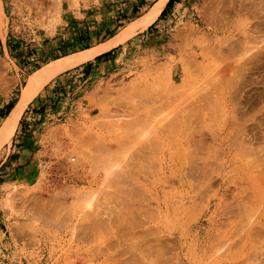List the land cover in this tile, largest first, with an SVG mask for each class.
Listing matches in <instances>:
<instances>
[{
    "label": "rangeland",
    "instance_id": "rangeland-1",
    "mask_svg": "<svg viewBox=\"0 0 264 264\" xmlns=\"http://www.w3.org/2000/svg\"><path fill=\"white\" fill-rule=\"evenodd\" d=\"M155 1L0 0V126L10 111L8 104L19 100L30 74L51 60L111 39ZM167 5L165 14L161 13L148 28L138 29L111 50L56 74L24 111L11 143L0 150V264H141L145 261V264H264V0H173ZM214 23L220 24L218 33L213 32ZM225 37L229 43L224 42ZM106 114L112 116L114 123L117 118L122 128L115 124L121 129L113 127ZM105 118L112 123L111 127H107ZM130 122L134 124L131 126ZM76 123L79 128H86L82 134L93 130L98 141L105 138L112 141L123 134L119 142L112 141L117 147L112 149L113 160L108 159L109 164L102 160L100 168L93 163L94 167L82 152L79 156L90 166L85 163L82 169V163L80 166L77 161L75 164L60 161L64 167L59 170L52 166L58 157L49 158L42 150L45 147L41 141H50L49 130L58 127L61 133L64 130L62 140L70 139V145H80L71 138ZM240 128L245 133L239 132ZM135 135L136 140H141L135 142ZM148 137L154 139L151 138L154 144ZM191 137L196 145L194 140L190 141ZM127 143L131 146L124 148ZM135 144L146 145L152 155L146 153L147 157L144 152L141 154L148 159H139L138 149V163L132 155ZM128 155H132L130 159ZM112 161L115 165L120 163L118 171L124 166V170L128 168L124 172L130 174L119 171L124 174L118 175L126 174L127 177H120H130L133 186L122 184L125 179L115 178L121 182L117 183L114 177L116 183L114 180L111 183L105 171L108 167L105 169L103 165L107 162L105 166H112ZM122 162L127 165L132 162L134 166L131 163L129 167L122 166ZM210 164H213L209 169L214 172L212 175L221 169L229 179L237 178L241 182L237 200L227 195L220 201L221 193L216 195L219 184L211 183L202 173ZM132 178L137 182L134 184L143 187L139 184V189L136 188ZM62 182L67 190L61 189ZM6 183L15 188L11 185L5 189ZM128 185L134 189H128ZM38 186L40 189L44 186V192L58 190L45 193L49 196L51 192L58 193L59 198L56 199L59 203L53 204L58 206L53 211L51 208L49 215L53 219L49 221L46 219L49 209L37 216L31 210V203L23 202L26 192L39 190ZM106 190L107 193L102 192ZM8 197L7 204L4 199ZM138 203H142L141 207ZM149 204L161 210L155 228L173 232L177 244L172 240L159 241V233L155 231L151 234L154 221L151 211L147 212ZM207 206L208 210L196 222ZM120 212L124 214L121 217ZM42 219L47 221L43 223ZM151 237L153 240L157 237L158 241ZM145 238L149 239L145 241ZM157 242L161 243L157 245Z\"/></svg>",
    "mask_w": 264,
    "mask_h": 264
},
{
    "label": "bare ground",
    "instance_id": "bare-ground-1",
    "mask_svg": "<svg viewBox=\"0 0 264 264\" xmlns=\"http://www.w3.org/2000/svg\"><path fill=\"white\" fill-rule=\"evenodd\" d=\"M168 1L169 0H156L152 5H151V7L143 14V15H141L140 17H138L136 20H133V21H131L127 26H125L124 28H122V30L120 31V32H118V34H116L114 37H112L111 39H109V40H107V41H105V42H102V43H100V44H97V45H94V46H92V47H90V48H86V49H82V50H79V51H77V52H74V53H71V54H68V55H65V56H62V57H59V58H56V59H54V60H51V61H49L48 63H46L45 65H43L42 67H40V68H38L36 71H34L32 74H30V76H29V78H28V81H27V84L24 86V88H23V93H22V95H21V97L19 98V100L14 104V106L11 108V110L9 111V113H8V115L6 116V118L3 120V122H2V125L0 126V150L4 147V146H6V145H9L10 143H11V141H12V138H13V136H14V134H15V132H16V130H17V127H18V124H19V122H20V119H21V117H22V115H23V113H24V111L26 110V108L28 107V105L30 104V102L34 99V97L38 94V92L42 89V87H44V85L46 84V83H48L56 74H58V73H60V72H62V71H65V70H67V69H69V68H72V67H74V66H77V65H79V64H82V63H84V62H87V61H89V60H92V59H94L96 56H98L99 54H102V53H104V52H106V51H108V50H111L112 48H114V47H116V46H118L119 44H121V43H123V42H125L126 40H128L130 37H132L135 33H136V31L138 30V29H146V28H148L150 25H152L157 19H158V17L161 15V13H162V11H163V9L165 8V6H166V4H168ZM29 2V4H30V1H28ZM34 4L35 3V1L33 2V1H31V4ZM24 4H25V2H24ZM26 5V4H25ZM37 8H38V6H37ZM36 8V9H37ZM40 8V7H39ZM213 9V8H212ZM215 9V8H214ZM257 9V8H256ZM216 10V9H215ZM40 11H41V9H40ZM39 11V12H40ZM257 11V10H256ZM38 12V11H37ZM214 13V12H213ZM212 14V13H211ZM40 15H41V13H40ZM44 15V14H43ZM215 15H217V13L215 14ZM203 16V15H202ZM213 15H211V17H212ZM261 16H263V15H261ZM217 17H218V15H217ZM258 17V16H257ZM260 17V16H259ZM205 18V17H204ZM213 18V17H212ZM207 19V18H206ZM206 19H205V21H206ZM209 19V18H208ZM207 19V20H208ZM215 19V18H214ZM213 19V20H214ZM219 19V18H218ZM223 19V18H222ZM217 20V19H216ZM215 20V21H216ZM226 20V19H225ZM264 20V19H263ZM263 20H261V21H263ZM209 21V20H208ZM208 21H206V23L208 22ZM220 21V19L218 20V22ZM226 21H228V20H226ZM230 21V20H229ZM259 21V20H258ZM210 23H211V21H209ZM213 22V21H212ZM217 22V23H218ZM257 22V21H256ZM217 23L215 24V26H214V24H212L213 26V32H215V33H218L220 30V28H218L219 27V25H217ZM229 23V22H228ZM227 24V23H226ZM226 24H225V26H226ZM256 24V23H255ZM259 25V24H258ZM218 26V27H217ZM221 27V26H220ZM258 27V26H257ZM222 28H224V25L222 26ZM223 38V37H222ZM222 38H221V40H222ZM227 39H229V38H224L223 40H224V42L226 41V42H228V40ZM231 39V38H230ZM263 39V38H262ZM213 40V39H212ZM222 40V41H223ZM264 41V40H263ZM224 42H222V44H225L226 45V43H224ZM221 43V42H220ZM229 43V42H228ZM224 45V46H225ZM222 47V46H221ZM222 49V48H221ZM222 51V50H221ZM225 55H227V54H225ZM228 59V58H227ZM225 62V61H224ZM218 72V71H217ZM214 73H216V72H214ZM14 83V82H13ZM167 103V102H166ZM166 103H165V105H166ZM172 104H173V102H171ZM162 104H164V103H162ZM162 104H161V106H162ZM164 105V106H165ZM167 105H170V103L169 104H167ZM166 105V106H167ZM163 106V107H164ZM159 107H160V105H159ZM162 108V107H161ZM174 110H175V107H174ZM108 111V110H107ZM110 114V113H109ZM107 115L106 116V118H109V120H111L112 121V119H110L112 116H114L113 114H110V115H112V116H110V115ZM115 114V113H114ZM117 114V113H116ZM139 114V113H138ZM176 114V113H175ZM125 115V114H124ZM127 115V114H126ZM100 116V115H99ZM108 116H110V117H108ZM128 116V115H127ZM127 116L125 117V118H127ZM140 116H141V114H140ZM140 116H138V118H140ZM239 116V115H238ZM115 117H116V115H115ZM119 117V116H118ZM123 117V116H122ZM133 117V116H132ZM132 117H130L131 119H132ZM136 117V116H135ZM141 117H144L145 118V116H141ZM100 118V117H99ZM102 118H104V117H102ZM105 118V120L107 121L108 119H106ZM114 118V117H113ZM120 118V117H119ZM130 118L129 119H123V120H130ZM101 119V118H100ZM140 119H142V118H140ZM241 119V118H240ZM94 119H92V121H93ZM109 120H108V124H109ZM121 120V119H120ZM95 121V120H94ZM93 121V122H94ZM103 120L101 119V122H102ZM105 121V122H106ZM132 121V120H131ZM139 121V120H138ZM137 121V119H136V122H138ZM242 121V120H241ZM77 122V121H76ZM101 122H98V123H101ZM113 124H112V126L114 127L115 125H118L117 123H119L118 122V120H117V118H116V122L117 123H114V119H113ZM125 122V121H124ZM135 122V123H136ZM143 122H145V120L143 121ZM235 122V121H234ZM237 122V121H236ZM104 124V123H103ZM111 124H109L107 127L109 128V126L111 125ZM115 124V125H114ZM120 124H121V122H120ZM118 125V126H122V125ZM130 124H131V122H130ZM129 124V125H130ZM134 124V122H132V124H131V126ZM235 124V123H234ZM78 125L79 124H75L74 125V127L72 128V133H73V136L74 137H72L71 136V138L73 139V140H75L77 143H80V145H78L77 146V144H76V142L74 143V144H76V145H70V139H67L68 141H69V143H67L65 140H62V136L61 135H63L62 133H63V131L64 130H62V133L60 132V130L58 129V127L56 128V129H51V130H49L50 132V137H51V140L49 141V140H42L41 141V143L44 145V149H42V150H44V152H46L47 154H48V156H49V158H52V156H55V157H58V160L56 159V162H53V161H50V162H53V163H51L52 164V166L53 165H55L56 166V169H61V167L63 168L64 166H63V164L61 163L62 161L65 163V162H76L77 161V163L78 164H80V166H81V163H82V166L80 167V168H82L83 166L85 167V163L86 162H84L83 163V161L84 160H82L83 159V156H79V154H82V152L84 153V154H86L87 155V157L90 159V163H92L91 165H93V163H95V165L97 164V168H100L99 166H102V160H105V161H107L108 159V161L110 162L111 160H113V159H110V156L111 155H113L112 154V152H114V150L112 151V149H114L113 147H117L116 145L115 146H113V142L112 141H117V142H119L118 140H121V136L123 135V134H121V136H117V135H115V136H117V137H115V136H113V137H115V139L114 138H112L113 140L112 141H108L109 139H106L105 137V135L103 136V138H105V139H101L102 137H101V135L99 136L98 135V137H100V141H98L95 137H96V135L93 133V130H91L92 131V133L90 132V133H86V134H82L83 133V130L85 129L86 130V128H79L78 127ZM101 125L102 124H100V126L99 127H101ZM107 125V124H106ZM128 125V126H129ZM145 125V124H144ZM149 125V124H148ZM241 125V124H240ZM118 126H115L116 128L118 127ZM130 126V127H131ZM135 126V125H134ZM146 126V125H145ZM144 126V127H145ZM247 126V125H246ZM107 127H106V129H107ZM111 127V126H110ZM120 127H118V128H120ZM248 127V126H247ZM122 128V127H121ZM120 128V129H121ZM129 128V127H128ZM132 128V127H131ZM139 128V127H138ZM148 128V127H147ZM146 128V129H147ZM246 128V127H245ZM249 128V127H248ZM71 129V128H70ZM130 129V128H129ZM134 129V128H133ZM133 129H131L132 130V132H133ZM136 129H137V127H136ZM139 129H141V128H139ZM150 129H151V127H150ZM114 130H115V128H114ZM119 130V129H118ZM138 130V129H137ZM136 130V131H137ZM154 129H152V131H153ZM243 130V128H240V129H238V131L240 132V131H242ZM108 131H113L112 129L111 130H108ZM129 131V130H128ZM142 131V130H141ZM141 131H139V132H141ZM144 131V130H143ZM146 131V130H145ZM148 131V130H147ZM150 131V130H149ZM66 132H68L67 130H66ZM89 132V131H88ZM113 132H116V130L115 131H113ZM130 132V131H129ZM151 132V131H150ZM149 132V133H150ZM154 132V131H153ZM98 133V132H97ZM105 133V132H104ZM124 133H126V132H124ZM137 133V132H136ZM236 133H237V130H236ZM242 133H245V132H243L242 131ZM67 134V133H66ZM71 134V133H70ZM134 134V133H133ZM143 134H144V132H143ZM156 134V133H155ZM191 134V133H190ZM239 134V133H238ZM68 135V134H67ZM130 136H132L131 134H129ZM128 135V136H129ZM149 135V134H148ZM151 135H152V133H151ZM108 136V135H107ZM136 136V135H135ZM144 136H146V133L144 134ZM68 137H69V135H68ZM109 137V136H108ZM141 137H142V135H141ZM157 137V136H156ZM155 137V141L157 140V142H158V139ZM63 138H64V136H63ZM70 138V137H69ZM117 138H119V139H117ZM127 138V137H126ZM136 138H137V136L135 137V138H133L134 139V141L135 142H138V141H140L139 139H137L136 140ZM142 138H144V137H142ZM146 138V137H145ZM144 138V139H145ZM149 139H151L150 137H148ZM153 138H154V136H153ZM152 138V139H153ZM191 138H193V137H191ZM191 138H189L190 139V141L192 140H194V138L193 139H191ZM228 138V137H227ZM132 139V140H133ZM152 139L149 141V142H152L153 143V141H154V139H153V141H152ZM188 139V138H187ZM188 139V140H189ZM51 143V145H49L50 143ZM115 141V142H116ZM123 141V140H122ZM134 141H132V142H134ZM147 141V140H146ZM53 142V143H52ZM85 142V143H84ZM114 142V143H115ZM123 142H125V141H123ZM129 143H130V140L128 141ZM131 142V143H132ZM189 142V141H188ZM194 143H193V145L195 144L196 145V140H194L193 141ZM46 143H49V144H46ZM129 143H127V145H126V147H124V148H127V146H128V144ZM54 144V145H53ZM83 144V145H82ZM124 144V143H123ZM125 144H126V142H125ZM149 144V143H148ZM154 144V143H153ZM84 145H86V146H88L89 147V149H87V150H84L85 148L83 147ZM121 145H122V143H121ZM136 145V144H135ZM133 146V151H132V153H135V154H132L133 155V157L134 156H136L135 157V159L134 160H138V156H139V159H141V158H143V157H148V155H152L151 153L149 154V152H151V151H149L146 147V145H144V146H142V144H138L140 147H138V145H136V146ZM156 145V144H155ZM155 145H154V147H155ZM158 145H159V143H158ZM157 145V146H158ZM71 146V147H70ZM129 146H131V144H129ZM191 146V145H190ZM47 147H50V149H48ZM69 147V148H68ZM83 147V149H81V148ZM135 147V148H134ZM136 147H137V149H136ZM194 147V146H193ZM119 148V147H118ZM150 148V147H149ZM153 148V147H152ZM151 148V149H152ZM53 149V150H52ZM79 149H81L80 151H79ZM123 149V148H122ZM138 149H139V151H142V152H139L138 151ZM141 149V150H140ZM143 149H145V151L143 150ZM79 152H78V151ZM91 150H92V152H91ZM116 150V149H115ZM136 150V151H135ZM118 151V150H117ZM120 151V150H119ZM121 151H124V150H121ZM125 151H126V149H125ZM137 151H138V153L139 154H141V153H144L145 152V155L146 156H144L143 154H141V156L140 155H138L137 156ZM147 151H149V152H147ZM130 152V151H129ZM155 152V151H154ZM223 152V151H222ZM41 154H42V152H40ZM75 153H76V155H75ZM111 153V154H110ZM116 153V152H115ZM114 153V154H115ZM148 155H147V154ZM224 153V152H223ZM39 154V153H38ZM120 154V153H119ZM126 154H128V153H125V155ZM123 155V154H122ZM121 155V156H122ZM130 155V154H129ZM128 155V158L127 159H130L131 158V156H129ZM155 156V155H154ZM54 157V158H55ZM79 157H82V158H79ZM125 157V156H124ZM130 157V158H129ZM132 157V158H133ZM141 157V158H140ZM146 157V159H148ZM96 158V159H95ZM101 158V159H100ZM111 158H113V156L111 157ZM114 158H115V156H114ZM152 158V157H151ZM150 158V159H151ZM76 159H79L80 160V162H79V160H76ZM93 159H94V161H93ZM100 159V160H99ZM123 159V158H122ZM121 159V160H122ZM125 159V158H124ZM123 159V160H124ZM126 159V160H127ZM154 158H152V160H153ZM195 159V158H194ZM54 160V159H53ZM86 161L88 160V159H85ZM99 160V162H100V164L101 165H99L98 164V161ZM115 160H117L116 158H115ZM125 160V161H126ZM151 160V161H152ZM61 161V162H60ZM92 161V162H91ZM107 161V162H108ZM124 161V162H125ZM139 161L140 160H138V163H139ZM150 161V160H149ZM148 161V162H149ZM154 161V160H153ZM49 162V163H50ZM89 162V161H88ZM107 162L106 163H104V167H105V169L107 168V170H105L106 171V173H107V171H108V173H109V180H111L112 182V184H113V180L115 179V178H119V179H125L124 181H121L122 182V184H123V182H124V184H125V182L126 183H128V184H130L131 183V179L130 180H128L130 177H128V179L127 178H121V177H125V175L128 173V172H124L126 169H128L127 167H126V169L124 170V168H125V166L121 169V170H119L120 172L121 171H123L124 173H126L124 176L123 175H118V174H124L123 172L122 173H119V171H118V169H119V164H117V165H115V164H112V163H114V161H112L110 164H112V166L110 165H107V166H105V164H107ZM109 162H108V164H109ZM124 162H122V166L123 165H126V166H130V165H133L132 164V162H128V165H127V163L125 164ZM134 162V161H133ZM145 162H147V161H145ZM47 163V162H46ZM77 163H76V166H77ZM129 163H131L130 165H129ZM135 163V162H134ZM142 163V162H141ZM151 163V162H150ZM155 163V162H154ZM153 163V164H154ZM195 163V162H194ZM209 163V162H208ZM75 164V163H74ZM86 164H88V166H90V164L89 163H86ZM144 164V163H143ZM143 164H141V167L140 168H143L144 167V165ZM149 164V163H148ZM152 164V165H153ZM49 165V164H48ZM67 165V164H66ZM73 165V164H72ZM72 165H71V167H72ZM142 165H143V167H142ZM145 165H146V163H145ZM152 165H151V167H152ZM196 165V164H195ZM208 165V164H207ZM213 165V164H212ZM211 164H210V167L209 168H206V169H204L205 170V172H202V173H205V174H203V175H205L204 177L206 178V179H208V180H210V182L211 183H216V184H219V188L217 189L218 191H217V193H216V195L217 194H219V193H221V195H222V197L220 196V201L222 202V200L224 199L223 197L224 196H227L228 195V198H232L233 200H237V198H238V194H239V190H240V188H241V182L237 179V178H235V179H233V178H231V179H229V177L230 176H228V175H226L221 169H218L219 170V172L216 174V175H212L213 173H212V171H209V169H212V166ZM52 166H50L51 167V169L52 170H54L53 168H52ZM94 166V165H93ZM134 166V165H133ZM137 166H138V164H137ZM147 166V165H146ZM154 166V165H153ZM209 166V165H208ZM208 166H205V167H208ZM42 167V166H41ZM49 167V166H48ZM66 167V166H65ZM79 167V166H78ZM92 167V166H91ZM95 167V166H94ZM136 167V166H135ZM148 167V166H147ZM193 167V166H192ZM204 167V168H205ZM89 167H87V169H88ZM93 168V167H92ZM134 168V167H133ZM139 168V169H140ZM153 168V167H152ZM151 168V169H152ZM66 169V168H65ZM83 169V168H82ZM90 169V168H89ZM131 169V168H130ZM197 169V168H196ZM50 170V169H49ZM58 170H55L56 172H58ZM63 170V169H62ZM69 170V169H68ZM72 170V169H71ZM91 170V169H90ZM94 170H95V168H94ZM100 170V169H99ZM102 170V169H101ZM136 170V169H135ZM138 170V169H137ZM142 170V169H141ZM147 170V169H146ZM194 170V169H193ZM192 170V171H193ZM96 171V170H95ZM129 171H131V170H129ZM155 171V170H154ZM77 172H78V170H77ZM76 172V173H77ZM80 172H81V170H80ZM90 172H92V171H90ZM94 172V171H93ZM134 172V171H133ZM194 172V171H193ZM53 173V172H52ZM60 173H61V170H60ZM71 173V172H70ZM75 173V175H77ZM140 173V172H139ZM55 174H58V173H55ZM61 174H63V172L61 173ZM86 174V173H85ZM84 174V175H85ZM105 174V172L103 173V175ZM128 174H130V173H128ZM135 174H137V173H135ZM87 175V174H86ZM85 175V176H86ZM102 175V176H103ZM107 175V174H106ZM74 176V175H73ZM89 176V175H88ZM101 176V177H102ZM117 176V177H116ZM121 176V177H120ZM131 176H133V174L131 175ZM138 176H139V174H138ZM56 177V176H55ZM78 176H76V178H77ZM81 177V176H80ZM82 177H84V176H82ZM108 177H107V181H108ZM113 177H114V179H113ZM126 177H127V175H126ZM143 177V176H142ZM148 177V176H147ZM150 177V176H149ZM148 177V178H149ZM204 177H203V179H204ZM47 178V177H46ZM106 178V177H105ZM111 178V179H110ZM147 178V179H148ZM59 179V178H58ZM79 179V181H83L84 179L83 178H78ZM86 179H87V177H86ZM126 179L128 180V181H130V182H128V181H126ZM133 179V184L136 182L135 180H134V178H132ZM116 180V179H115ZM115 180H114V182H115ZM145 180H146V178H145ZM205 180V179H204ZM41 181V180H40ZM65 181V180H64ZM73 181V180H72ZM117 181V183L119 182V183H121L120 182V180L118 181V180H116ZM48 182V181H47ZM140 182H142V181H140ZM203 182H205V181H203ZM209 182V183H210ZM43 182H41L40 184H42ZM52 183V182H51ZM57 183H58V181H57ZM63 183V182H62ZM103 183V182H102ZM105 183H106V181H105ZM116 183V182H115ZM137 183V182H136ZM210 183V184H211ZM37 184H38V182H37ZM49 184V183H48ZM56 184V183H55ZM59 184V183H58ZM70 184V183H69ZM101 184V183H100ZM107 184H108V182H107ZM140 184V183H139ZM139 184L137 185V184H134V186L136 185V188H138L139 187ZM12 186H14V188H15V185H13V184H11ZM10 185V183H6L5 185H4V187H5V189H9V187L11 186ZM74 185V184H73ZM109 185H111V184H109ZM121 185V184H120ZM120 185H118V187L120 186ZM131 185H132V183H131ZM129 186L128 185V189L131 187V188H133L134 189V187H132V186ZM142 187H143V185L142 184H140ZM18 186V185H17ZM46 186V185H45ZM63 187L61 188V189H63L64 187L66 188V190H67V187H66V185H64V183H63V185H62ZM100 186V185H99ZM101 186H102V184H101ZM125 186V185H124ZM127 186V185H126ZM36 187V186H35ZM47 187V186H46ZM61 187V186H60ZM115 187V186H114ZM13 188V189H14ZM39 190H36V191H32L31 190V188H30V191H32V192H26L27 193V195H25L24 197L22 196V192H23V190L22 191H20L21 193L19 194V195H21L23 198H24V203H31V207H29V208H31V210H33L32 212L34 213V215H37V216H39V214L41 213V212H43V210L45 209V210H47V209H49L48 211V214H46V212H43V214H46L47 216H46V219L48 220L49 218H51L52 217V215H51V217H50V215H49V213H51L50 211H51V208H53L52 209V211L55 209L54 208V206H58V205H54L53 206V204H58L59 203V201L57 202V200L56 199H59V198H57V194H53V193H55V191L57 192L58 190H55L54 192L52 191V190H49V191H52L51 192V194H50V196L48 195V193H49V191H46V192H48L47 194H45L46 192H44V190H43V188L44 189H46L44 186L43 187H41V189L39 188V186L37 187ZM49 188H51L50 186H49ZM52 188H54V187H52ZM75 188V187H74ZM97 188H98V186H97ZM96 188V189H97ZM100 188V187H99ZM122 188H123V186H122ZM136 188H135V190H136ZM59 189V188H58ZM120 189V188H119ZM139 189V188H138ZM146 189V188H145ZM17 190V189H16ZM74 190H77L76 188L74 189ZM101 190V189H100ZM124 190V189H123ZM125 190H127V189H125ZM25 191V190H24ZM65 191V190H64ZM83 191V190H82ZM81 191V192H82ZM93 191H95V190H93ZM109 191V190H108ZM128 191V190H127ZM131 191V190H130ZM134 191V190H133ZM142 191V190H141ZM140 191V193H142ZM84 192V191H83ZM101 193V191H97V193ZM102 192H106L107 193V190L106 191H102ZM74 193V192H73ZM91 193V192H90ZM106 193H105V195H106ZM135 192H133L132 194H134ZM66 194V193H65ZM81 194H84V193H81ZM131 194V193H130ZM130 194L128 195V196H130ZM139 194V193H138ZM78 195V194H77ZM88 195V194H87ZM146 195V194H145ZM12 195L10 194V197H11ZM79 196V195H78ZM77 196V197H78ZM100 196V195H99ZM139 196V195H138ZM144 196V195H143ZM64 197V196H63ZM82 197V196H81ZM85 197H86V195H85ZM89 197V196H88ZM147 197V196H146ZM83 198H84V196H83ZM82 198V199H83ZM91 198H93L92 196H91ZM97 198H99V197H97ZM103 198V197H102ZM104 198H105V196H104ZM107 198H109V197H107ZM130 198H132V197H130ZM135 198V197H134ZM133 198V199H134ZM141 198V197H140ZM9 199V197L7 198V199H4L5 201L7 200V204H8V202L10 201V200H8ZM22 199V198H21ZM62 199V198H61ZM63 199H65L66 200V197L65 198H63ZM78 199V198H77ZM81 199V198H80ZM79 199V200H80ZM101 199V198H100ZM126 199V198H125ZM147 199V198H146ZM150 199V198H149ZM13 200V199H12ZM56 200V201H55ZM64 200V201H65ZM79 200H77V204H78V201ZM95 201H96V199H94ZM98 200V199H97ZM108 200V199H107ZM109 200H110V198H109ZM130 200V199H129ZM152 200L153 201H155V202H157L158 201V198L156 197H152ZM62 201V200H61ZM73 201H75V200H73ZM90 201H91V199H90ZM95 201H94V203H95ZM99 201H101V200H99ZM103 201V200H102ZM106 201V200H105ZM104 201V202H105ZM111 202V201H110ZM110 202H108V203H110ZM127 202V201H126ZM134 202V201H133ZM21 203V202H20ZM60 203H64V202H60ZM65 203H66V201H65ZM65 203H64V205H65ZM91 203V202H90ZM93 203V202H92ZM91 203V204H92ZM93 203V204H94ZM100 203V202H99ZM103 203V202H102ZM107 203V202H106ZM105 203V204H106ZM113 203V202H112ZM111 203V204H112ZM98 204V202L96 203V205ZM114 205H115V203H113ZM117 204V203H116ZM127 204V203H126ZM133 204H135V203H133ZM136 204H137V202H136ZM139 204V203H138ZM142 203H140L138 206H140ZM24 205V204H23ZM60 205V204H59ZM62 205V204H61ZM63 205V206H64ZM71 205V204H70ZM95 205V206H96ZM99 205V204H98ZM101 206H103L102 204H100ZM119 205V204H118ZM132 205V204H131ZM149 205H151V204H149ZM149 205H147V207L149 206ZM62 206V207H63ZM94 206V207H95ZM120 206V205H119ZM123 206V205H122ZM125 206V205H124ZM134 206V205H133ZM146 206V205H145ZM144 206V207H145ZM20 207V206H19ZM60 207V206H59ZM93 207V208H94ZM97 207V209H99L98 207L99 206H96ZM109 207V206H108ZM118 207V206H117ZM121 207V206H120ZM128 207V206H127ZM129 207H130V205H129ZM128 207V208H129ZM141 207V206H140ZM143 206H142V209L144 208ZM146 207V208H147ZM151 207V208H150ZM13 208V207H12ZM28 208V207H27ZM58 208V207H57ZM71 208V207H70ZM110 208H112V205H111V207ZM122 208V207H121ZM124 209H125V207H123ZM134 208H136V207H134ZM208 206L206 207V209H204L203 211H202V213L198 216V218H197V220H196V222H199L200 221V219L202 218V216L205 214V212L208 210ZM21 209V208H20ZM67 209V208H66ZM96 209V210H97ZM100 209H102V212H103V207L102 208H100ZM107 209L108 208H106V212H107ZM116 209V208H115ZM114 209V210H115ZM118 209V208H117ZM120 209V208H119ZM131 209V208H130ZM145 209V208H144ZM148 209V210H147ZM146 210H147V212L149 211H151V213H152V215H153V220L152 221H154V228L153 227H151V229L150 228H148L147 227V229H149V230H151V234L155 231L156 233H159V236H157V235H155V236H157L156 238L159 240V241H164V242H166V241H173L175 244H177V242H176V240H175V236H174V234H172L173 232H171L170 233V230L167 232V230L166 229H164V228H155V226H158V219H159V215H160V211L161 210H159V208L158 207H152V205L151 206H149V208H147ZM150 209V210H149ZM25 210V209H24ZM29 210V209H28ZM89 210V209H88ZM93 209L91 208V210H89V211H92ZM112 209H110V211H111ZM133 210V207H132V209L130 210V211H132ZM136 210H138V207L136 208ZM13 211V210H12ZM93 211H95V208H94V210ZM109 211V210H108ZM117 211H119V210H117ZM128 211V209L126 210V212ZM139 211V210H138ZM142 211V210H141ZM36 212H38V214L36 213ZM84 212V211H83ZM86 212V211H85ZM97 211H95V213H96ZM100 212H101V210H100ZM101 212V214H103ZM105 212V213H106ZM135 212V211H134ZM137 212V211H136ZM144 213H145V210L143 211ZM82 213V212H81ZM93 214H94V212H92ZM112 213V212H111ZM122 212H120L119 214H121ZM129 213V212H128ZM139 213V212H138ZM137 213V215H139ZM141 213V212H140ZM27 214V213H26ZM107 214V213H106ZM110 214V213H109ZM115 214V213H114ZM123 214V213H122ZM120 215V217L121 216H123V215ZM127 214V213H126ZM125 214V215H126ZM132 214H136V213H132ZM41 215V214H40ZM87 215H88V213H87ZM98 214H96V216H97ZM130 215H131V212H130ZM23 216V215H22ZM25 216V215H24ZM80 216V215H79ZM136 216V215H135ZM143 216H146V215H143ZM35 217V216H34ZM101 216H99V218H100ZM103 217V216H102ZM101 217V220L103 219ZM118 217H119V215H118ZM127 217H128V215H127ZM42 218V217H41ZM92 218V217H91ZM108 218V217H107ZM125 218V217H124ZM124 218H122V219H124ZM129 218H131V217H129ZM137 218V217H136ZM136 218L134 219V220H136ZM138 218H140V217H138ZM43 219H44V216H43ZM43 219H42V222H43ZM45 219V220H46ZM51 219H53V218H51ZM89 220H90V215H89V218H88ZM109 219V218H108ZM126 219V218H125ZM124 219V220H125ZM20 220V219H19ZM21 220H22V218H21ZM33 220V219H32ZM31 220V221H32ZM46 220V221H47ZM86 221H88L87 219H85ZM112 220H113V218H112ZM127 220V219H126ZM46 221H44V222H46ZM49 221V220H48ZM77 221V220H76ZM86 221H84V222H86ZM92 221V220H91ZM100 221V220H99ZM104 221H105V219H104ZM130 221H131V219H130ZM41 222V223H42ZM43 222V223H44ZM115 222H116V220H115ZM121 222V221H120ZM136 222H138L137 220H136ZM135 222V223H136ZM163 222V221H162ZM25 223V222H24ZM31 223V222H30ZM51 223V222H50ZM76 223H78V222H76ZM93 223V222H92ZM96 223V222H95ZM106 223V222H105ZM108 223V222H107ZM119 222H117V224H118ZM123 223V222H122ZM126 223V222H125ZM128 223V222H127ZM133 223H134V221H133ZM138 223H140V220H139V222ZM137 223V224H138ZM141 223H143V221L141 222ZM140 223V224H141ZM145 223H146V221H145ZM26 224V223H25ZM24 224V225H25ZM27 224H29V223H27ZM26 224V226H28ZM47 224H48V222H47ZM80 224V223H79ZM101 224V223H100ZM111 224V223H110ZM121 224V223H120ZM130 224V223H129ZM132 224V223H131ZM136 224V225H137ZM22 225V224H21ZM33 225V224H32ZM41 225V224H40ZM51 225H52V223H51ZM58 225V224H57ZM84 226L85 225H87V222H86V224L84 223L83 224ZM102 225H103V223H102ZM108 226H109V224H107ZM128 225V224H127ZM139 225V224H138ZM137 225V226H138ZM19 226V225H18ZM106 226V225H105ZM107 226V227H108ZM118 226V225H117ZM119 226H121V225H119ZM118 226V227H119ZM136 226V227H137ZM23 227H25V226H23ZM75 227V226H74ZM94 227V226H93ZM116 227V226H115ZM122 227H126L125 225L124 226H122ZM132 227H133V225H132ZM84 228V227H83ZM82 228V229H83ZM128 228H129V226H128ZM28 229H29V227H28ZM38 229V228H37ZM87 229V228H86ZM107 229V228H106ZM114 229V228H113ZM119 229H122L121 227H119ZM118 229V230H119ZM127 229V228H126ZM130 229H131V227H130ZM129 229V230H130ZM153 229H155V230H153ZM158 230V232H157V230ZM84 230V229H83ZM134 230V229H133ZM19 231V230H18ZM91 231V230H90ZM107 231H108V229H107ZM126 231V230H125ZM135 231V230H134ZM140 231H143L144 233L146 232V231H144V230H140ZM139 231V232H140ZM28 232H30V231H28ZM80 232H82V231H80ZM109 233L111 232V231H108ZM119 232H122V231H119ZM118 232V233H119ZM124 232V231H123ZM122 232V233H123ZM150 232V231H149ZM154 232V233H155ZM88 233H90V232H88ZM117 233V234H118ZM126 233V232H125ZM124 233V234H125ZM128 233V232H127ZM136 233V232H135ZM146 233H148V230H147V232ZM176 233V232H175ZM24 234V233H23ZM87 234V233H86ZM91 234V233H90ZM123 234V235H124ZM134 234V233H133ZM132 234V235H133ZM150 234V233H149ZM150 234V235H151ZM43 235V234H42ZM82 235V234H81ZM110 235H111V233H110ZM119 235V234H118ZM122 235V236H123ZM127 235V234H126ZM112 236V235H111ZM120 237V239H121V235H119ZM134 236H136V235H134ZM140 236V235H139ZM141 236H142V234H141ZM143 236H144V234H143ZM147 237H148V235H146ZM177 236H178V234H177ZM180 236V235H179ZM178 236V237H179ZM21 237V236H20ZM79 237V236H78ZM77 237V238H78ZM89 237V236H88ZM91 237V236H90ZM128 237H129V235H128ZM131 237V236H130ZM133 237V236H132ZM34 238V237H33ZM142 238V237H141ZM154 238V237H153ZM155 238V239H156ZM137 239V238H136ZM139 239V238H138ZM146 239V238H145ZM147 239H149V238H147ZM147 239L145 240V241H147ZM151 239H152V237H151ZM150 239V240H151ZM154 239V240H155ZM156 239V241H158ZM122 240V239H121ZM130 240V239H129ZM133 240V239H132ZM140 240V239H139ZM153 240V239H152ZM153 240V241H154ZM171 241V242H172ZM137 243V242H136ZM146 243H150V242H146ZM156 243V242H155ZM158 243L159 242H157V245H158ZM161 243V242H160ZM159 243V244H160ZM173 243V244H174ZM152 244H154V243H152ZM163 244V243H162ZM138 245V244H137ZM149 245V244H148ZM147 245V246H148ZM144 246H145V244H144ZM162 246H164V245H162ZM138 247H139V245H138ZM149 247V246H148ZM147 247V248H148ZM173 247H174V245H173ZM144 248V247H143ZM154 248V247H153ZM175 249H177V245H176V248ZM219 249H221V248H219ZM219 249H217V250H219ZM129 250V249H128ZM141 250L143 251V249L141 248ZM150 250V249H149ZM162 250H164V247H163V249ZM147 251V250H146ZM146 251H143V252H146ZM133 252V251H132ZM137 252V251H136ZM148 252V251H147ZM135 253V252H134ZM150 253V252H149ZM158 253V252H157ZM157 253H156V255H157ZM131 254V253H130ZM155 255V256H156ZM146 256V255H145ZM159 256H160V254H159ZM139 257V256H138ZM137 257V258H138ZM130 258H132V257H130ZM142 258V257H141ZM152 258V257H151ZM157 258H158V256L156 257V260H157ZM147 259V258H146ZM149 259V258H148ZM161 259V258H160ZM152 260V259H151ZM155 260V259H154ZM155 260V261H156ZM131 261V260H130ZM140 261V260H139ZM158 261V260H157ZM134 262V261H133ZM146 262V261H145ZM145 262L143 263V264H145ZM141 263V264H142ZM155 263V262H154ZM159 263H160V261H159ZM133 264V263H132ZM148 264H149V262H148ZM151 264H153V263H151ZM156 264V263H155ZM162 264H163V262H162Z\"/></svg>",
    "mask_w": 264,
    "mask_h": 264
},
{
    "label": "trees",
    "instance_id": "trees-1",
    "mask_svg": "<svg viewBox=\"0 0 264 264\" xmlns=\"http://www.w3.org/2000/svg\"><path fill=\"white\" fill-rule=\"evenodd\" d=\"M173 2V0H170L169 2H168V5H167V7H169L170 5H171V3ZM167 10V8H165V10L162 12V15H164L165 14V11ZM13 102H10L9 104H8V110H10L12 107H13Z\"/></svg>",
    "mask_w": 264,
    "mask_h": 264
},
{
    "label": "crops",
    "instance_id": "crops-1",
    "mask_svg": "<svg viewBox=\"0 0 264 264\" xmlns=\"http://www.w3.org/2000/svg\"><path fill=\"white\" fill-rule=\"evenodd\" d=\"M14 106V105H13ZM11 110V109H10Z\"/></svg>",
    "mask_w": 264,
    "mask_h": 264
}]
</instances>
